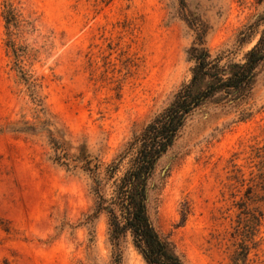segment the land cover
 <instances>
[{
    "label": "rangeland",
    "instance_id": "rangeland-1",
    "mask_svg": "<svg viewBox=\"0 0 264 264\" xmlns=\"http://www.w3.org/2000/svg\"><path fill=\"white\" fill-rule=\"evenodd\" d=\"M4 1L0 264H114L107 214L87 223L96 206L90 177L52 161L46 132L10 128H39L47 117L72 153L84 148L107 167L190 81L196 32L185 18L209 26L217 53L264 15V0H12L45 115L6 46ZM129 166L130 158L116 179ZM103 190L110 197L113 182ZM149 214L186 264H264V76L238 109L208 105L191 117L157 164ZM121 249L122 264H146L130 236Z\"/></svg>",
    "mask_w": 264,
    "mask_h": 264
},
{
    "label": "trees",
    "instance_id": "trees-1",
    "mask_svg": "<svg viewBox=\"0 0 264 264\" xmlns=\"http://www.w3.org/2000/svg\"><path fill=\"white\" fill-rule=\"evenodd\" d=\"M182 5L186 8L184 2ZM3 8L6 46L15 58L21 79L29 85L34 104L45 115L41 100L36 95V86L23 66L26 53L18 42L23 21L12 0H5ZM185 21L196 32L195 41L188 51L189 59L194 63L190 81L178 90L171 103L107 167L84 148L77 155L72 153L65 137L47 117L39 128L34 125L10 128L11 132L32 135L46 132L53 150L52 161L69 172L81 170L90 177L96 206L88 216L87 223L96 221L103 213L107 214L114 264H122L121 245L129 236L146 264H186L175 245L159 233L149 214L150 181L157 164L175 145L198 110L208 105L238 109L252 96L264 76V15L245 26L232 47L217 53L207 46L209 26L193 16L186 17ZM256 38V44L243 59L236 61L238 52ZM242 114L245 119L248 113L244 111ZM128 158L129 168L121 178L116 179ZM110 182H113V193L107 197L103 189Z\"/></svg>",
    "mask_w": 264,
    "mask_h": 264
}]
</instances>
